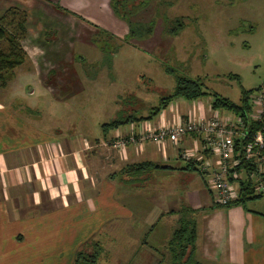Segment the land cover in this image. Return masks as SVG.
<instances>
[{
  "label": "crops",
  "instance_id": "0c3cea01",
  "mask_svg": "<svg viewBox=\"0 0 264 264\" xmlns=\"http://www.w3.org/2000/svg\"><path fill=\"white\" fill-rule=\"evenodd\" d=\"M29 1L26 4L33 5L36 19L54 16L50 14L54 0ZM18 4L25 6L20 0H0V17ZM57 4L114 36L124 38L128 33L114 17L109 0H59ZM62 19L68 31L71 21L65 16ZM72 21V27L78 28L79 22ZM115 60L113 55L107 66L109 75L114 69L121 73ZM102 66L94 68L96 74H102ZM91 69H85L86 78L94 76ZM60 71H64L58 73L61 94L59 90L53 94L54 87L45 88L38 81L42 95L49 96L42 115L32 101L26 106L34 114L26 112L21 94L16 93L19 89L10 85L12 78L0 92V264H73L77 252H90L93 243L103 250L99 264L106 260L110 264H161V250L184 205L198 214L196 257L201 264H264V218L260 216L264 210L249 208L247 203L214 209L203 180L200 184L193 172L181 171L184 166L178 162L170 163L182 161L179 150L193 147L190 136L176 146L166 144L160 151L151 143H128L120 150L114 147L119 138L154 124L149 120L129 123L104 133L101 125L119 118L116 107L121 95L115 93L116 100H111L110 81L106 86L98 84L97 94L85 92L80 70L63 66ZM35 93L33 87L26 94L33 97ZM103 96L114 110L104 120L89 118L85 108H95L101 102L96 98ZM46 117L50 126L44 123ZM173 118L177 116L170 107L165 121L171 123ZM145 162L162 169L124 172Z\"/></svg>",
  "mask_w": 264,
  "mask_h": 264
},
{
  "label": "rangeland",
  "instance_id": "374dc122",
  "mask_svg": "<svg viewBox=\"0 0 264 264\" xmlns=\"http://www.w3.org/2000/svg\"><path fill=\"white\" fill-rule=\"evenodd\" d=\"M20 1H23L25 6L18 4L16 7L27 14L28 34L22 41V46L28 53L25 63L13 71L10 85L14 89H19L16 93L21 94L23 98L22 106L27 108L26 104L36 102L40 115L44 112L42 106H47L49 96L42 95L41 87L37 85H40L38 81L45 88L54 87L53 94L56 95L59 91L58 94H61L58 84L61 83L62 76H58V73L64 74L65 69L63 72L60 71L63 66L81 71L80 78L86 84L85 92L97 94L98 84L106 86L110 81L113 94L110 95L112 90L109 89L108 96L110 95L111 100H116L113 98L115 93L117 96L121 95L117 99L116 107L119 111L116 115L120 118L125 117L127 113L136 116L149 114L151 108L156 107L161 98L173 92L176 77L198 79L203 91L209 95L193 101L174 99L163 110L164 115L162 111L149 120L154 125L159 118V123L170 124L165 121V115L170 107H173V112L180 121L186 120V114L209 119L212 116L208 117L209 104L212 101L210 94H217L220 98L239 104L243 91L256 90L259 87L264 89V0H148L144 7L139 8V12L132 20L145 23L153 21L154 32L148 39H135L129 42L114 36L80 13L72 12L74 13L72 15L69 9L63 8L70 13L57 10L59 0L51 2L50 8L54 10L50 14L54 16H46L45 21L35 18L38 15L34 12L33 5L28 7L26 4L30 1ZM63 16L69 17L71 21L68 31ZM178 17L184 19L183 24L175 27L170 20ZM73 19L79 22L76 25L78 28L72 27ZM122 27L128 29L125 23ZM101 29L109 32L110 36ZM118 30L120 29L117 28L116 32ZM113 55L118 58L114 65L116 68L121 67V73L118 74L114 69L112 76L108 74L107 66L111 65ZM99 65H103V68L99 69L102 71L100 75L96 74L97 69H94ZM52 67L54 71H51ZM90 68H93L91 71L94 76H89V80L86 78L87 74L83 73L85 69L90 72L88 71ZM165 69L173 72L167 73ZM33 72H38V75L35 76ZM26 86L28 89L26 88V92L23 93V87ZM31 86L36 92L33 97L26 94L33 89ZM2 91L0 89V92ZM133 95L141 99L133 101L130 98ZM96 99L101 102L95 108H85L86 114L89 118L98 116L104 120L114 110V105L111 102L106 103L109 99L104 96L103 99L102 97ZM196 104L199 105L195 106ZM79 108L82 111L81 106ZM28 109L26 112L34 114ZM57 109L59 111V108ZM99 110L100 113L97 112ZM214 113L234 116L229 110L213 111L212 114ZM48 119L50 118L46 117L44 123L50 126L51 122H48ZM175 121L177 119L173 118L171 123ZM154 146L159 151L163 150L162 146ZM175 162L185 165L184 161L174 160L170 163ZM193 174L201 184L200 175L197 172ZM254 206L264 210V198L247 202V207ZM105 263L110 264V261L106 260ZM160 263L171 264L165 249L161 250Z\"/></svg>",
  "mask_w": 264,
  "mask_h": 264
},
{
  "label": "trees",
  "instance_id": "16d2710c",
  "mask_svg": "<svg viewBox=\"0 0 264 264\" xmlns=\"http://www.w3.org/2000/svg\"><path fill=\"white\" fill-rule=\"evenodd\" d=\"M147 1L148 0H109V6L114 17L125 23L128 27V33L124 37L125 41L129 42L130 40L135 39H148L153 34L155 27L153 21L150 20V22L145 23L132 20V18L139 12V8L144 7L147 4ZM56 9L63 11L64 13H70L66 10L64 11L60 6H56ZM70 14L74 15L72 12ZM183 20V18L178 17L170 20V22L171 24L173 23L175 27H180L183 24ZM26 34V12L18 8L7 9L0 17V89L6 87L7 82L14 75L13 71L25 63L27 53L22 46V41L25 39ZM107 35L110 36V34ZM165 71L167 73L173 72V70L170 69H165ZM259 90H261V87L256 90L243 91L241 102L239 104L231 102L225 98H220L217 94H210V96H212V101L209 104L210 111L208 115L211 116L213 111L221 110H229L230 113L234 115L233 117H244L246 114L249 115L253 112L251 97ZM205 95L209 94L203 91L202 84L198 79L176 77L173 92L170 95L161 98L159 104L156 107L151 108V111L147 116L136 117L135 114H126L125 117H119L109 123L102 124L101 129L105 133L108 130L116 129L125 124L145 122L158 116L174 99L183 98L188 101H193ZM130 98H132L133 101H136V98ZM255 124L256 123L252 122V125L249 127L250 131L255 129ZM159 168L162 169V167L157 166L154 163L145 162L129 166L124 169V172L133 173ZM181 171L197 172L203 180L204 187L209 193L206 181L207 176L204 172L199 170L197 164L186 162ZM241 183L238 192V199L225 207H231L234 205L244 206L249 201L264 198V195H253L250 182L247 183L245 181ZM221 207L222 206L214 204L213 208L218 209ZM178 215L179 218L177 220V225L165 246L170 262L171 264H201L200 260L196 257L199 230L197 219L198 214L192 210L190 206L184 205L182 210L178 212ZM260 216L264 218V211L260 213ZM102 254L103 250L101 246L98 243H93L90 252H85L83 250L77 252L73 264H99Z\"/></svg>",
  "mask_w": 264,
  "mask_h": 264
},
{
  "label": "built area",
  "instance_id": "2783aa9c",
  "mask_svg": "<svg viewBox=\"0 0 264 264\" xmlns=\"http://www.w3.org/2000/svg\"><path fill=\"white\" fill-rule=\"evenodd\" d=\"M251 102L253 112L244 117L214 113L205 119L189 114L186 120L177 118L167 125L145 124L128 138H119L114 147L123 150L128 143L176 146L191 136L193 147L182 149L178 155L206 174L214 204L225 207L237 200L240 184L245 181L251 183L254 196L264 195V89L252 96ZM252 122L255 129L250 131Z\"/></svg>",
  "mask_w": 264,
  "mask_h": 264
}]
</instances>
